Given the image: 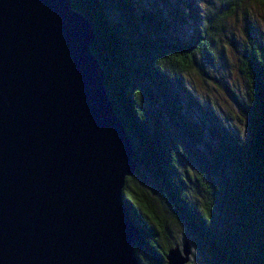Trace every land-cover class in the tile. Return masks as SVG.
<instances>
[{"label":"trees","instance_id":"16d2710c","mask_svg":"<svg viewBox=\"0 0 264 264\" xmlns=\"http://www.w3.org/2000/svg\"><path fill=\"white\" fill-rule=\"evenodd\" d=\"M200 1L69 3L89 24V52L132 146L122 198L139 235L136 260L166 264V250L180 246L168 220L202 264H264V30L252 33L236 65L247 89L235 101L239 133L182 93L184 74H215L216 41L242 3Z\"/></svg>","mask_w":264,"mask_h":264},{"label":"water","instance_id":"95a60500","mask_svg":"<svg viewBox=\"0 0 264 264\" xmlns=\"http://www.w3.org/2000/svg\"><path fill=\"white\" fill-rule=\"evenodd\" d=\"M92 40L69 0H0V264H139L122 198L133 150Z\"/></svg>","mask_w":264,"mask_h":264},{"label":"rangeland","instance_id":"374dc122","mask_svg":"<svg viewBox=\"0 0 264 264\" xmlns=\"http://www.w3.org/2000/svg\"><path fill=\"white\" fill-rule=\"evenodd\" d=\"M200 3V0H195ZM200 1V2H199ZM203 1V0H202ZM207 4L213 5L212 1L206 0ZM241 7L238 8L234 15L228 19L225 25V37L216 41V61L214 72L209 71L208 77L201 76L196 72H188L180 77L182 93L189 95L191 99L186 104H197L201 111L211 113L232 130L237 129L242 132V126L237 117L236 100H245L247 89L243 78L238 74L236 65L239 56L243 52L244 46L248 44V39L252 33L257 30H264V7L260 4L251 3L250 0H241ZM196 9L201 7H195ZM197 9V12H199ZM250 26V27H249ZM177 33H185L184 29ZM175 88L178 85L175 83ZM183 95V94H182ZM188 107L187 105H185ZM211 108V109H210ZM150 115L158 116L156 111L148 110ZM197 116L201 114L196 113ZM193 120L198 117L192 116ZM158 214L162 216V213ZM170 230L172 241L180 245L184 239L176 225L166 220ZM192 250V249H191ZM190 257V264H202L198 254L194 253Z\"/></svg>","mask_w":264,"mask_h":264}]
</instances>
